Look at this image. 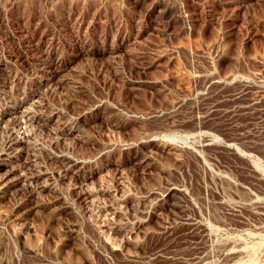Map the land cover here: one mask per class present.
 Here are the masks:
<instances>
[{
  "label": "rangeland",
  "instance_id": "rangeland-1",
  "mask_svg": "<svg viewBox=\"0 0 264 264\" xmlns=\"http://www.w3.org/2000/svg\"><path fill=\"white\" fill-rule=\"evenodd\" d=\"M0 264H264V0H0Z\"/></svg>",
  "mask_w": 264,
  "mask_h": 264
},
{
  "label": "bare ground",
  "instance_id": "bare-ground-1",
  "mask_svg": "<svg viewBox=\"0 0 264 264\" xmlns=\"http://www.w3.org/2000/svg\"><path fill=\"white\" fill-rule=\"evenodd\" d=\"M231 257V256H230Z\"/></svg>",
  "mask_w": 264,
  "mask_h": 264
}]
</instances>
